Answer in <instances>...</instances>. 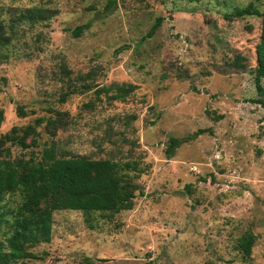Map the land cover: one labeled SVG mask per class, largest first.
<instances>
[{"label":"rangeland","instance_id":"1","mask_svg":"<svg viewBox=\"0 0 264 264\" xmlns=\"http://www.w3.org/2000/svg\"><path fill=\"white\" fill-rule=\"evenodd\" d=\"M107 2L0 0V135L37 132L11 156L52 146L144 169L129 210L53 211L49 241L26 264H264V77L259 93L252 74L264 0ZM249 2L259 15L224 16ZM29 7L51 15L15 17ZM111 83L135 87L123 100L94 93ZM197 129L207 131L165 156L169 135ZM245 231L255 240L242 258L233 246Z\"/></svg>","mask_w":264,"mask_h":264},{"label":"trees","instance_id":"2","mask_svg":"<svg viewBox=\"0 0 264 264\" xmlns=\"http://www.w3.org/2000/svg\"><path fill=\"white\" fill-rule=\"evenodd\" d=\"M114 0H108L109 7ZM259 15L249 2L237 6L225 17ZM51 12L42 7H29L18 12L17 19L29 22L46 20ZM156 17L146 32L149 37L160 24ZM86 25H78L71 30L76 37ZM8 38L2 33L0 24V46ZM255 65L252 68L255 87L259 93L263 89L258 81L264 77V18L260 22L259 37L254 47ZM4 54L0 52V59ZM240 59L234 57L233 65H241ZM93 85L83 84L82 90H89ZM131 83H111L94 89V93H103L111 99L123 100L133 89ZM65 93L61 96L63 100ZM16 113L25 115L22 108ZM3 112L0 108V122ZM42 118H36L38 124ZM55 119H46L49 125ZM205 129H197L183 136L169 135L164 154L169 158L181 143L195 138ZM37 132L32 125L12 126L8 132L0 135V264H26V260L36 255L29 251L39 243L48 242L51 235L52 213L57 210H77L84 213H117L129 210L133 204L135 191L139 186L134 179L144 170L135 159L125 161L110 158H88L85 156H65L55 152L52 146L43 148L39 155L30 152L27 157L11 156L10 146L21 149L35 145ZM30 137L26 142V137ZM8 143V145H7ZM17 199L9 207V197ZM255 235L245 231L236 238L234 249L242 258L248 257L254 243ZM30 264H37L31 262Z\"/></svg>","mask_w":264,"mask_h":264}]
</instances>
